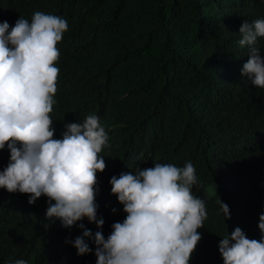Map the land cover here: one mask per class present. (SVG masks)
Instances as JSON below:
<instances>
[{
	"label": "trees",
	"instance_id": "trees-1",
	"mask_svg": "<svg viewBox=\"0 0 264 264\" xmlns=\"http://www.w3.org/2000/svg\"><path fill=\"white\" fill-rule=\"evenodd\" d=\"M36 11L68 22L57 45L54 138L89 114L109 136L100 153L107 167L97 173V219L104 225L85 217L65 228L46 217V196L29 204L28 194L0 189V264H97L91 240L93 251L84 255L66 240L82 235L80 223L107 238L127 216L111 177L155 163L191 161L196 169L193 194L205 200L208 216L189 264H224L219 243L236 227L259 239L264 88L241 73L249 55L239 29L264 18V0H0V22L10 26L21 17L31 21ZM256 47L264 57V37ZM9 160L5 147L0 171Z\"/></svg>",
	"mask_w": 264,
	"mask_h": 264
},
{
	"label": "clouds",
	"instance_id": "clouds-1",
	"mask_svg": "<svg viewBox=\"0 0 264 264\" xmlns=\"http://www.w3.org/2000/svg\"><path fill=\"white\" fill-rule=\"evenodd\" d=\"M67 30L66 19L40 11L31 21L21 17L14 26L0 22V150H10L9 163L0 171V189L28 194L29 204L46 196V217L60 220L65 228L85 217L102 228L97 173L107 167L100 153L110 147L108 133L100 118L89 114L83 122L65 124L62 138L56 139L50 116L60 71L55 66L57 45ZM239 33V44L248 46L249 55L241 73L264 88V57L256 47L264 37V18L244 21ZM110 184L126 218L112 225L107 238L80 223L82 235L66 243L84 255L93 251L91 240L97 264H189L202 238L198 229L208 216L205 200L193 194L198 178L192 162L183 167L137 166L111 177ZM217 203L224 220L230 219L229 205L221 199ZM258 227L259 239L248 238L240 227L223 236L219 251L224 264H264V213ZM14 264L27 261L17 259Z\"/></svg>",
	"mask_w": 264,
	"mask_h": 264
}]
</instances>
